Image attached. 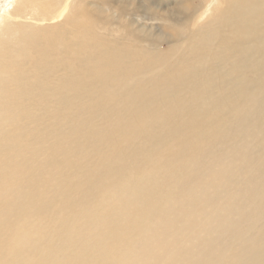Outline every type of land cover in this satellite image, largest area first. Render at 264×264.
I'll use <instances>...</instances> for the list:
<instances>
[{
    "label": "bare ground",
    "instance_id": "obj_1",
    "mask_svg": "<svg viewBox=\"0 0 264 264\" xmlns=\"http://www.w3.org/2000/svg\"><path fill=\"white\" fill-rule=\"evenodd\" d=\"M72 1L0 0V264H264V0Z\"/></svg>",
    "mask_w": 264,
    "mask_h": 264
},
{
    "label": "rangeland",
    "instance_id": "obj_2",
    "mask_svg": "<svg viewBox=\"0 0 264 264\" xmlns=\"http://www.w3.org/2000/svg\"><path fill=\"white\" fill-rule=\"evenodd\" d=\"M127 1V2H126ZM259 0H256V2H258ZM142 2V3H141ZM153 2V3H151ZM151 3V5L153 6L152 9H154L159 17L164 18L163 15L168 14L169 12V8H171V11H176L177 8H174V5H177L179 3H185L187 5H193L194 6V19H189L186 21L185 27L183 29V35L180 39L181 42H183V44L181 45V49L185 48V47H189L190 45L200 42L204 39V31L200 30V26L203 25L205 23V19L204 17H199L198 16V11L202 8V4L197 3L195 1L192 0H104V1H100V0H73L71 3V7L73 9V13H75L78 17H80L82 19L83 22H88L89 23V29L91 31V34L93 35H98L99 32L100 34L105 38L108 39L110 34H111V26L108 25V32L107 34L102 30V28L104 27L103 23L101 21L98 22V26L95 27L93 29V24L91 21H94L91 19V15L92 13V8H96L95 10H97L96 12H100L97 14V18H102V19H108V20H112L113 23L114 22H118L120 20H136V9H132L134 8L133 5L137 6V7H142V6H149ZM82 5H86V7L88 8L86 10V14L84 16H81L79 13V7ZM120 8H125L126 14L125 16L121 19L118 18L116 15L118 14L117 10ZM91 11V12H90ZM262 11H264V8H262ZM183 15H178L176 17V21L177 22H183L184 19L182 17ZM166 17V16H165ZM148 18V17H146ZM139 24L140 26H142L144 29L152 31V32H158L160 29V24L161 21H151L148 19L145 20H139ZM41 26H45V23L43 22V24H40ZM35 26H39V25H35ZM256 30L259 35V37L263 38L264 37V20L259 22L258 25H256ZM129 36L133 37V35L130 33L128 34ZM111 37V36H110ZM173 40H175L173 38ZM248 40V38H247ZM210 66H213L212 64L209 63ZM213 74L219 75L217 70H213ZM221 81V80H219ZM191 106H194L193 104H191ZM195 108V107H194ZM202 121L205 124V120L202 116ZM1 131L2 132H6L9 133L7 130V125L5 124V122L1 123ZM55 139V136H54ZM1 152L3 151V147H0ZM135 147L133 149V151L127 153V157L129 158H133L134 155L133 153H135ZM8 152H5V154H7ZM178 154L177 149H173V148H168L166 150V156L169 155V157L171 158L169 161H173L176 162V157H174V155ZM160 161V159L156 160V164ZM166 162V163H167ZM89 202H85L84 204H88ZM212 217V216H211ZM210 217V219H211ZM214 237L216 236L217 232H213Z\"/></svg>",
    "mask_w": 264,
    "mask_h": 264
}]
</instances>
